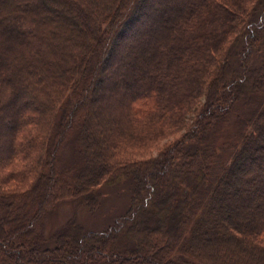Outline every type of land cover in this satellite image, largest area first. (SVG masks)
Returning <instances> with one entry per match:
<instances>
[{"label": "trees", "instance_id": "1", "mask_svg": "<svg viewBox=\"0 0 264 264\" xmlns=\"http://www.w3.org/2000/svg\"><path fill=\"white\" fill-rule=\"evenodd\" d=\"M254 2L0 0V136L9 137L6 148L0 141V165L12 169L23 163L18 157L39 155L20 173L32 176L37 214L52 210L57 199L76 191L54 171L59 138L70 114L88 110L82 130L72 136L90 131L95 149L87 151L99 152L98 174H109L93 192L124 178L134 184L118 227L99 234L73 224L72 232L51 237L55 244L46 249L39 247L41 238L31 241L16 224L13 211L28 194L5 191L7 179H1L0 264H193L190 256L207 264H264V77L257 75L264 61L249 64V74L240 69L255 41L264 47V8L248 12ZM145 8L155 10L154 18L145 17ZM108 65L115 66L110 94L87 100L86 76ZM125 70L132 74L122 75ZM98 76L102 82L105 74ZM58 98L73 105L71 112L57 110ZM135 102L149 116L148 128L133 113ZM161 124L183 125L184 138L142 170L117 159L125 146L145 147L158 139ZM222 128L229 135L221 142ZM203 142L208 150L200 148ZM198 153L202 163L190 170ZM169 170L171 209L159 186ZM86 180L77 179V189ZM117 230L131 239L128 249L110 243ZM143 230L150 235L142 244L145 252L137 254L133 241Z\"/></svg>", "mask_w": 264, "mask_h": 264}, {"label": "rangeland", "instance_id": "2", "mask_svg": "<svg viewBox=\"0 0 264 264\" xmlns=\"http://www.w3.org/2000/svg\"><path fill=\"white\" fill-rule=\"evenodd\" d=\"M257 2L250 3L248 5V12L253 11V7H258L261 10L264 8V0H256ZM262 4V5H261ZM56 9V8H55ZM264 10V9H263ZM264 12V11H262ZM150 14L151 18H154L155 16V10H148V8H145L143 10V14H145V17L147 14ZM142 16V15H141ZM264 16V13L263 15ZM261 16V17H262ZM149 16L146 18V21H148ZM150 20V19H149ZM146 21H140V23H146ZM153 26L157 27V23L154 24V22H151ZM263 25H264V18H263ZM137 26L132 25V29H134ZM131 27V26H130ZM264 29V28H263ZM259 33V32H258ZM264 33V32H263ZM262 33V34H263ZM261 32L258 34L260 35ZM264 36V35H263ZM123 40H128L127 35L123 38ZM124 41V42H126ZM140 40L138 39V42ZM256 42V41H255ZM254 42V45H255ZM262 41H257L256 45H253L252 50H250L251 53L247 55L248 58H246L245 66L242 64L240 65V69L242 71H247V74L250 73L249 69L247 68L248 65H258V63H261L264 61V47L261 45ZM241 44V43H239ZM236 51V48H235ZM237 52V51H236ZM124 53L120 52L116 56L117 61L115 60V64L118 65L120 57H122ZM107 65V64H106ZM235 66V64H233ZM102 67H104L102 65ZM115 66L113 65H108L106 67V71L102 72L100 68L98 67L95 72L97 74H105L102 78L97 77V74H93L91 76H86L85 81H86V86L87 90H89L87 93H85L86 87H83L82 90L84 94L87 95V100H90L91 96L93 97H101L103 95H109L110 89L108 88V81H109V73L114 69ZM236 67V66H235ZM260 67V72L259 74L257 73L258 77L263 78L264 77V68ZM105 68V67H104ZM132 74V71L125 70V72H122V75H126L127 77ZM14 78L15 76L12 75ZM99 78V79H96ZM13 79V78H12ZM101 82V85L99 83ZM260 83H264L263 80L260 81ZM13 87L15 85L13 84ZM257 90L262 89L257 87ZM81 90V89H80ZM79 90V92H80ZM81 90V91H82ZM14 89L11 90L13 92ZM109 93V94H108ZM13 94V93H12ZM22 99L28 100V98L24 97L23 95H20ZM24 99V101H25ZM57 110H69L71 112V108L73 109V105L67 107L66 105H63L61 99H57ZM150 103V102H149ZM145 106V105H144ZM75 107V106H74ZM142 105L138 104L135 102V104H132V109H134L133 113L136 111V115L142 113ZM120 111V109H119ZM138 111H140L138 113ZM88 112V110H84L78 115H73L70 114L71 116L67 117L66 123H65V129H66V134L63 135L62 138H59V144L58 147L54 153V158H55V172L58 177L63 179L64 181L68 182L70 186L73 188H76V191H74V194L72 196H65L60 199H57L56 203L54 202V206L52 207V210L50 211H45L43 214H40L36 211V206H37V199H33L31 196L36 194L37 189L32 188V185L34 183L30 182V179L32 176L28 177L29 175H24L20 173L23 168H28L29 165H32L34 162L35 157H39V155L35 157H25V156H20L17 159L19 161H23V163H20L19 166H14L12 169H9L7 166H2L0 165V180L5 178L7 179V183L2 185V189L5 191H11L13 192L14 190L18 191H23L26 192L28 195L27 197L20 199L22 201L20 204V208L18 207L15 209L14 215L17 216L16 224L20 223L21 224V230L25 232V236L29 237L31 241L37 240L41 238L39 242V247L43 246L44 248H53V245L55 244L54 241H49L51 237H54L58 234H61L63 232L73 229L71 228V225H75L79 231H87V232H93V233H103L106 232L114 227H118L121 222H123V218L127 214V209H128V204L130 202V197L133 194L134 190V184L130 182L127 179H121L115 183L108 184L106 186H103L100 189V194H95L93 192L94 188L97 186V183L104 179L107 178L108 175H104L103 173L100 175L98 174L99 172V164H100V158H99V152H96L95 150V155L91 156L92 151H87L88 146H92L94 148V145H92V137L89 136V130L86 129L84 130L83 136L78 139V136H72L74 133H76V129L82 130L81 127V121L84 118V115ZM91 113L94 112L90 111ZM73 113V111H72ZM106 110H103V114L106 117L107 116ZM148 115H142L138 116V119H141L145 121V126L148 128L149 127V120ZM195 116H191V120H189L188 124H192L191 121L195 118ZM105 119V118H104ZM170 124H161L160 127H158V130L160 129L162 133L157 136L158 139H155L154 141H148L144 146H139L138 148L134 147H127L125 146L124 150H119L120 152H116L115 155L118 156L117 159L121 160V162H126L127 165L134 167L136 169L139 168V170H142L143 168L147 167L152 159H160L162 155L164 154V151L167 150L169 147L174 146L177 142L181 141L184 138V134L186 133L187 128L184 127L183 125H178L177 127H172L169 126ZM172 127V128H171ZM228 130L226 128H222L219 131V138L221 142L226 138V136L229 135V132L227 133ZM75 135V134H74ZM9 137L7 135L1 134L0 136V141L4 145L3 147L6 148L7 141ZM200 142V141H199ZM131 146V145H129ZM89 147V148H90ZM91 147V148H92ZM127 147V148H126ZM5 148H2V152L4 153L6 151ZM92 148V149H93ZM201 149H207L208 147L205 146L204 142L203 144L200 145ZM218 148V147H217ZM91 149V150H92ZM95 149V148H94ZM122 151V152H121ZM109 157V156H108ZM201 154H197L196 157L192 159L191 157V164L187 167L190 168V170H194L197 165L202 163V158ZM44 158H46L45 161H47L45 164L50 163V153L47 155H44ZM104 162L109 164L108 158L105 157ZM173 166H170L169 169L172 170ZM48 169V168H47ZM46 169V171H47ZM167 173L164 177L160 178V187L163 190L164 198L168 202L167 208L171 209L173 206V201L171 199V191L174 190L172 183L170 181V171ZM181 170V169H180ZM179 171V170H178ZM182 171V170H181ZM184 172V171H182ZM27 178V181L25 179ZM58 179L60 181L61 179ZM80 178H87L86 181H88L86 184H83L85 186H81L80 188L77 189L78 183H76L77 179ZM76 179V180H75ZM62 184V183H60ZM1 185V184H0ZM56 186H53V188ZM40 192L45 191L42 187L39 190ZM47 191V190H46ZM19 202V203H20ZM22 203H25L23 205ZM48 207V203L46 204ZM22 207V208H21ZM50 208V207H49ZM48 208H44V210H47ZM3 211L0 210V217L2 215ZM36 214V215H35ZM13 215V216H14ZM1 220V219H0ZM3 223V222H2ZM5 224V223H4ZM7 226L11 228V225L8 223L6 224ZM73 225V226H74ZM12 229V228H11ZM125 230V229H124ZM124 230H117L115 234L112 236V239L110 243L112 244L113 248L118 250V249H125L129 248L131 244V239L129 240V237L124 236ZM143 233L139 235L137 241L134 240L133 244L135 245L134 251L137 254L144 253L145 249L143 248L144 246L142 245L144 240L147 239V237L150 235V233H146L145 230L142 231ZM155 234V232H154ZM158 234V233H157ZM208 234V233H206ZM206 238V237H205ZM207 240H211L210 236L207 237ZM94 241L95 240H91ZM38 243V242H37ZM28 247H31L30 244H28ZM67 248L71 249V245L66 246ZM191 252V251H190ZM193 252V251H192ZM135 253L128 254L130 256L134 255ZM114 254H112V257ZM127 255V254H126ZM190 261L193 264H207L201 261H198L194 257H189ZM124 261H119V263L115 262L112 264H135V262H127L123 263ZM137 264V263H136Z\"/></svg>", "mask_w": 264, "mask_h": 264}]
</instances>
